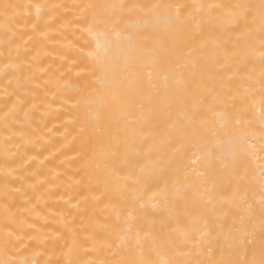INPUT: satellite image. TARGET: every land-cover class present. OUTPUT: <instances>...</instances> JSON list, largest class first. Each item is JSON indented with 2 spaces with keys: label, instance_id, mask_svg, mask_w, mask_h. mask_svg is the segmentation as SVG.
<instances>
[{
  "label": "bare ground",
  "instance_id": "6f19581e",
  "mask_svg": "<svg viewBox=\"0 0 264 264\" xmlns=\"http://www.w3.org/2000/svg\"><path fill=\"white\" fill-rule=\"evenodd\" d=\"M146 2L179 5L181 23L133 32L85 8ZM260 3L0 0V261L252 260L237 229L259 259L264 47L259 9L234 6ZM241 112L256 145L242 163L228 148Z\"/></svg>",
  "mask_w": 264,
  "mask_h": 264
},
{
  "label": "snow or ice",
  "instance_id": "6c2138e0",
  "mask_svg": "<svg viewBox=\"0 0 264 264\" xmlns=\"http://www.w3.org/2000/svg\"><path fill=\"white\" fill-rule=\"evenodd\" d=\"M5 9L9 7H14L11 5H5ZM59 7V6H56ZM96 7H103L105 9L111 8L113 9L112 15H106L105 17H101L100 19L94 14L91 20L92 24L96 23H111L113 28H119L121 23L127 21L126 27L131 29L133 32H136L137 29L147 30L153 22L163 25H177L181 23L178 11L175 15H173V9L178 10L179 5L168 4L163 2H146V3H120L117 5H86L85 8L93 9ZM236 9L240 10L238 13V19L246 20L249 15H253V9H259V26H260V42L261 46L264 47V0H261V3L258 6L248 5V4H237L234 6ZM119 10L118 16L115 20H113V16L117 15L115 10ZM234 15H236L234 13ZM132 17H147L148 20L144 21L143 24H136L132 22ZM87 22V18H85ZM253 22H255V16L253 15ZM86 32L91 34V27L86 29ZM119 36V33H117ZM138 38V37H137ZM128 41L134 39L133 35H129L125 38ZM89 57L93 56L92 52L88 53ZM264 60V55L261 57ZM95 75V72L92 73ZM262 79H264V74H262ZM84 88L91 87H99L100 89H104L107 87V83L104 79L98 78L95 84L90 83L85 80L83 84ZM262 94H264V85L261 88ZM260 121L262 126H264V109L260 112ZM236 124L239 126V130L235 132V134L230 138L228 142L229 152L232 155L234 160H239L241 163L243 162V158L253 154V150L256 145L254 142L250 143L251 136L247 129L250 126V122L243 119V112L238 113L236 118ZM259 149L261 155H264V134L260 137ZM233 178L237 183L241 182L244 178L240 175L239 170L233 168ZM262 177H264V170L261 171ZM262 185H264V179L261 181ZM211 203V202H209ZM194 211H203V210H194ZM250 213V208L248 209ZM237 232L240 233L235 237L236 246L238 248H243L245 253L251 251L253 259L252 260H229V261H221L220 264H264V201L261 202V226H260V234H259V259H256L257 255V239L254 231H247L245 229H237ZM7 243V242H6ZM252 246L250 249L248 246ZM0 264H9V262L0 261Z\"/></svg>",
  "mask_w": 264,
  "mask_h": 264
}]
</instances>
